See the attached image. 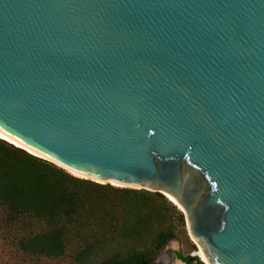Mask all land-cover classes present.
<instances>
[{
	"label": "water",
	"instance_id": "water-1",
	"mask_svg": "<svg viewBox=\"0 0 264 264\" xmlns=\"http://www.w3.org/2000/svg\"><path fill=\"white\" fill-rule=\"evenodd\" d=\"M0 134L264 264V0H0Z\"/></svg>",
	"mask_w": 264,
	"mask_h": 264
},
{
	"label": "trees",
	"instance_id": "trees-1",
	"mask_svg": "<svg viewBox=\"0 0 264 264\" xmlns=\"http://www.w3.org/2000/svg\"><path fill=\"white\" fill-rule=\"evenodd\" d=\"M186 232L162 192L81 177L0 138V241L23 264H158Z\"/></svg>",
	"mask_w": 264,
	"mask_h": 264
},
{
	"label": "rangeland",
	"instance_id": "rangeland-1",
	"mask_svg": "<svg viewBox=\"0 0 264 264\" xmlns=\"http://www.w3.org/2000/svg\"><path fill=\"white\" fill-rule=\"evenodd\" d=\"M11 248L5 241H0V264H23L19 253L10 250ZM181 252L184 256L197 255L200 251L199 244L189 235L188 230L186 233L179 236L177 240H173L165 248V250L157 257L158 264H183L178 260L176 252ZM54 264V263H44Z\"/></svg>",
	"mask_w": 264,
	"mask_h": 264
},
{
	"label": "bare ground",
	"instance_id": "bare-ground-1",
	"mask_svg": "<svg viewBox=\"0 0 264 264\" xmlns=\"http://www.w3.org/2000/svg\"><path fill=\"white\" fill-rule=\"evenodd\" d=\"M0 138H2V139H4V140H6V141H8V142H10V143H12V144L18 146V147L24 148L25 150H27V151H29V152H33L31 149H29V148H27V147H25V146H23V145H21V144L15 142V141L11 140L10 138H8V137H6V136H4V135H2V134H0ZM33 153H34V152H33ZM197 254H199V255L202 257V259H203L205 262L208 263V261H207L205 255H204V253L202 252L201 248H200L199 253H197Z\"/></svg>",
	"mask_w": 264,
	"mask_h": 264
}]
</instances>
